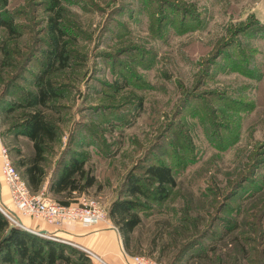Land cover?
I'll use <instances>...</instances> for the list:
<instances>
[{"label": "rangeland", "instance_id": "rangeland-1", "mask_svg": "<svg viewBox=\"0 0 264 264\" xmlns=\"http://www.w3.org/2000/svg\"><path fill=\"white\" fill-rule=\"evenodd\" d=\"M43 2L9 0L7 7L0 2V11L17 19L23 33L19 46L34 55L20 80L5 76L4 83H16L6 98L9 102L21 99L17 90H33L32 73L42 69L50 15ZM64 3L62 26L72 55L68 66L53 74L64 94L54 113L60 136L46 151L47 171L62 153L75 149L88 168L94 167L100 187L80 194L78 201L100 203L111 219L109 211L121 198L130 171L165 162L178 186L166 202L150 201L139 210L142 223L133 234L131 253L160 264H209L191 256L212 246L218 254L230 251L234 264H249L244 245L258 248L252 255L264 250V0ZM1 38H6L5 30L0 31ZM5 129L0 128V141L23 174L17 149L28 155L32 143ZM136 172L142 174L140 169ZM0 174L10 190L1 162ZM234 183H241L236 194L212 220L224 199L204 196L217 189L233 190ZM191 196L195 207L190 218L201 215L202 240L180 260L170 240L184 215L183 197ZM9 207L33 230L56 226L22 214L13 201ZM225 219L241 228L232 238L220 239ZM210 256L215 258V252ZM0 264L7 263L0 260Z\"/></svg>", "mask_w": 264, "mask_h": 264}, {"label": "trees", "instance_id": "trees-1", "mask_svg": "<svg viewBox=\"0 0 264 264\" xmlns=\"http://www.w3.org/2000/svg\"><path fill=\"white\" fill-rule=\"evenodd\" d=\"M64 1L44 0L43 5L46 6L50 15L47 17L48 46L41 52L42 56L40 57L42 69L32 73L34 89L23 93L17 90L21 99L11 102L6 98L12 95V88L16 83L13 81L8 84L7 81L4 83L5 76L9 80L12 78L20 80L28 71V64L34 55L33 51L28 49L25 52L24 48L19 46L17 40L22 38L23 33L20 31V26L14 15L7 14L5 11L7 14L5 16L4 11H0V31L5 30L6 35V38L0 40V128H6L5 130H9L7 133L13 134L15 138L32 143V151L28 155L23 153L21 147L17 149V152L20 156L18 165L23 170L21 175L34 192L40 189L48 174L44 166L47 157L46 151L58 142L60 136L59 122L54 113H58V100L63 97L64 93L63 86L53 78V74L66 68L72 55V49L65 40L66 34L62 26ZM0 2L4 7L9 5V0H0ZM140 105L142 106V104ZM18 110L19 112H17ZM13 120L16 121L13 122ZM80 156L77 151L75 152V149L73 153H68V151L62 153L58 163L52 169L50 191L54 196L62 197L61 194L65 192L66 197L72 198L74 192L82 194L88 189L99 187L94 167L88 168L85 159ZM137 169H140L142 174L136 172ZM242 177L240 176L239 179ZM241 180L245 181L246 179L243 177ZM236 184L232 185L234 186L233 190L223 192L222 189H217L216 192L204 196L207 198L212 196L215 200L223 196L221 200H224L221 201L212 220L218 219L217 215L223 211L227 200L236 194V189L241 183H238L237 186ZM177 186L172 167L162 161L141 165L127 175L120 191L121 198L113 203L109 215L119 228L125 249L129 254L134 255L132 254L134 253L132 251L133 234L142 223L139 210H144L150 201L166 202L170 198L171 190ZM183 202L184 206L181 210L184 215L180 218L176 232L170 240L176 248V257L180 260L193 246L201 244L202 240L199 239L202 233L200 235L198 233L201 215H198L195 220L190 218V212L195 207L193 197H183ZM196 209L199 211L198 208ZM225 220L226 223L222 226L221 234L218 237L220 239L232 238L233 234L241 228L238 222L231 223L228 219ZM11 224L9 217L0 209V260L4 263L80 264L79 261L82 263L87 261L85 264H94L82 251L67 243L30 233L18 225L11 228ZM195 233L197 236L194 239L190 241L186 239ZM234 239H238V237ZM167 248L163 247L164 250ZM257 250V247L249 248L244 245V258L249 264H264V250L260 249L259 254L252 255V252ZM211 251L215 252V258L210 256ZM232 256L230 251L226 255L218 254L216 247L211 246L208 250L191 257L192 259L207 260L209 264L214 262L228 264L230 259L229 264H234L236 261H232L234 258Z\"/></svg>", "mask_w": 264, "mask_h": 264}, {"label": "built area", "instance_id": "built-area-1", "mask_svg": "<svg viewBox=\"0 0 264 264\" xmlns=\"http://www.w3.org/2000/svg\"><path fill=\"white\" fill-rule=\"evenodd\" d=\"M1 147L0 162L3 177L10 188L13 204L22 214L42 218L55 225H64L69 222L95 223L105 221L108 218L106 208L94 200L83 198L74 204H63L48 195L34 193L12 163L9 150L4 146ZM0 209L9 218L13 216V222L18 223L17 218L9 211L3 209L1 206ZM56 238L62 242L76 246L68 240ZM76 247L91 259L94 264H108L97 252L83 246ZM133 259L136 264H160L155 259L145 255H133Z\"/></svg>", "mask_w": 264, "mask_h": 264}, {"label": "crops", "instance_id": "crops-1", "mask_svg": "<svg viewBox=\"0 0 264 264\" xmlns=\"http://www.w3.org/2000/svg\"><path fill=\"white\" fill-rule=\"evenodd\" d=\"M2 145L3 144L0 141V148ZM52 172L53 170L48 172L44 183L40 189L34 193L44 194L50 197L53 196L52 192L50 191ZM61 195V200L58 202L63 204H74L78 202L80 193L74 192V197L72 198L66 197L65 192ZM0 203L7 206L8 208H10L9 206L12 205L10 190L4 184L1 174ZM30 228L34 229V227ZM39 229L42 230L44 228ZM46 230H48L51 234L60 236L61 239H66L72 242L76 246L87 247L97 252L105 259L108 264H136L135 260L133 259V255L126 251L121 233L111 219L107 218L105 221H99L95 223L69 222L64 225H56L52 229Z\"/></svg>", "mask_w": 264, "mask_h": 264}, {"label": "water", "instance_id": "water-1", "mask_svg": "<svg viewBox=\"0 0 264 264\" xmlns=\"http://www.w3.org/2000/svg\"><path fill=\"white\" fill-rule=\"evenodd\" d=\"M2 206H3L4 209H6L7 211H9L12 215H14V216L17 218L18 223H12V224H11V228H13L15 225H18V226L22 227L23 229H25L26 231H28V232H30V233L37 234V235H41V236H43V237H46V238L53 239V240H56V241H60V242H61V240H59V239L56 238L55 236H54V237H55V238H54V237L52 236V234H51L48 230H46V229H42V230H38V231H36V230H33V229L27 227V226L23 223L22 219H21V218L15 213V212H13L10 208H8V207L5 206V205H2ZM51 236H52L53 238H51Z\"/></svg>", "mask_w": 264, "mask_h": 264}, {"label": "bare ground", "instance_id": "bare-ground-1", "mask_svg": "<svg viewBox=\"0 0 264 264\" xmlns=\"http://www.w3.org/2000/svg\"><path fill=\"white\" fill-rule=\"evenodd\" d=\"M11 209V208H10ZM12 210V209H11ZM13 211V210H12ZM14 212V211H13Z\"/></svg>", "mask_w": 264, "mask_h": 264}]
</instances>
